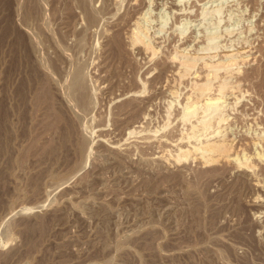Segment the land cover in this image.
<instances>
[{"label": "rangeland", "instance_id": "1", "mask_svg": "<svg viewBox=\"0 0 264 264\" xmlns=\"http://www.w3.org/2000/svg\"><path fill=\"white\" fill-rule=\"evenodd\" d=\"M230 48L217 77L174 58ZM224 81L230 118L203 130ZM263 155L264 0H0V264H264Z\"/></svg>", "mask_w": 264, "mask_h": 264}, {"label": "bare ground", "instance_id": "2", "mask_svg": "<svg viewBox=\"0 0 264 264\" xmlns=\"http://www.w3.org/2000/svg\"><path fill=\"white\" fill-rule=\"evenodd\" d=\"M215 11V10H214ZM218 11H219V9H218ZM92 13V12H91ZM94 13V12H93ZM90 16H91V14H90ZM89 16V17H90ZM93 16H94V14L92 15V17L91 18H93ZM147 18V17H146ZM136 23H138V22H136ZM147 29L146 28H144V24H142V23H138L137 24V27L135 28V30H134V32H132V39H133V43H137V44H140L145 50H147V51H149V52H151L152 50H153V44H151L152 42H150V38H149V35H148V33H147V31H146ZM215 32V31H214ZM214 32H211L212 34H207V36H208V42H210L209 44H211L212 45V48L214 49V48H216L219 44H216L218 41H217V39H219V37H218V35H219V33L216 35ZM210 33V32H209ZM214 33V34H213ZM208 42H207V44H208ZM219 43V42H218ZM139 45V46H140ZM153 45V46H152ZM141 47V48H142ZM202 47V46H201ZM204 47H206V46H204ZM204 47H202V48H204ZM208 47H210L209 45H208ZM207 47V48H208ZM211 48V49H212ZM217 48H219V46L217 47ZM155 49H156V47H155ZM153 50V52L154 51H156V50ZM204 49H206V48H204ZM208 49H210V48H208ZM207 49V50H208ZM151 50V51H150ZM196 50V49H195ZM187 51V50H186ZM205 51V50H204ZM247 51V50H246ZM245 51V52H246ZM178 52V51H177ZM245 52H241V51H233V50H231V48H230V50H225L224 52H223V55H222V59L220 60L219 58H218V61H215V60H213V56H210V58H208V60L207 59H205V56L203 55H200V54H188V53H185V52H179V53H177V54H175V56H174V58L178 61V63H180V65L182 66V68L185 70H183V72H185V74H187V73H189V72H191V70L193 69V67L197 64V63H199V62H201L202 64H203V66H204V68H206L207 70H208V72H209V75H211V76H214V77H217L218 76V71H220L222 68L225 70H230L231 68H234L233 66H235V64L237 63V61L239 60V59H241V58H244L243 57V55L244 54H242V53H245ZM247 53H248V51H247ZM246 55V54H245ZM207 56H208V54H207ZM216 56V55H215ZM209 57V56H208ZM221 57V56H220ZM249 57V56H248ZM247 58V57H246ZM243 60V59H242ZM247 59H245V61H246ZM239 62V61H238ZM198 65V64H197ZM200 65V64H199ZM239 67V66H238ZM195 68V67H194ZM196 69V68H195ZM222 69V70H223ZM240 69V68H239ZM204 70V69H203ZM225 70V71H226ZM233 70V69H232ZM189 71V72H188ZM187 72V73H186ZM208 72H207V74H208ZM162 73V72H161ZM233 73V72H232ZM197 74V73H196ZM229 74V73H228ZM73 75V74H72ZM235 75V74H234ZM208 77V76H207ZM212 79V78H211ZM211 79H210V77H209V79H207V81H205V82H202V83H199V82H195V88L198 90L197 92L199 93H201L199 96H204V94H206L207 92H209L210 90H211V88H212V81H211ZM213 80V79H212ZM215 80V79H214ZM229 80V79H228ZM231 82H229V84H230ZM193 84H194V82H193ZM73 85H74V82H73ZM219 86H218V93H219V95H217V96H214V95H211L210 93V95L211 96H208V94H207V97L205 98V101L204 100H202V101H204V104H203V114L202 115H199L200 113H198L199 112V109L201 110V104L199 103L198 104V102H193V101H188L187 103H186V105L185 106H183L184 107V112L182 113L183 114V120L185 119L186 121L187 120H190L191 121V117L193 118V117H195L196 115H199L198 117H199V119H196V120H198L197 122V124H199L200 125V127L203 129V130H209L210 129V127L212 126V124H213V120H214V118H217L216 120H217V124H221V123H226L228 120H229V118H230V116H228L227 115V113L225 112L226 110V106L228 105V103H227V105L224 103L226 100L224 99L223 100V97H225V95L224 94H226L225 92H227V91H225L227 88H229V86H228V84H227V81H224V82H222V83H220V84H218ZM196 91V90H195ZM212 91V90H211ZM196 93V92H195ZM192 95V94H191ZM202 96V97H203ZM202 97H201V99H202ZM205 97V96H204ZM191 98V97H190ZM199 99V98H198ZM204 99V98H203ZM188 100V99H187ZM194 100V99H193ZM199 102H200V100H198ZM216 122V121H215ZM193 125H191L192 126V131L190 132V133H188L187 135H186V138L190 141V139L191 138H196V137H198L197 136V134H196V131H195V129L196 128H198L197 127V124H194V123H192ZM198 125V126H199ZM213 126H214V124H213ZM212 126V127H213ZM216 126V125H215ZM221 126V125H220ZM211 127V128H212ZM85 130V129H84ZM201 130V129H200ZM195 131V132H194ZM213 131V130H212ZM198 132H199V130H198ZM202 132V131H201ZM209 132V131H208ZM218 132H220V130L218 131V129H217V133ZM206 133H207V131H206ZM205 133V134H206ZM214 132H212V134H213ZM216 133V132H215ZM184 134V133H183ZM262 134V133H261ZM185 135V134H184ZM200 135V134H199ZM204 135V134H203ZM207 137V136H206ZM260 137V136H259ZM201 137H199V138H197V139H200ZM256 139V138H255ZM86 140V139H85ZM195 140V139H194ZM82 141V140H81ZM86 142H87V140H86ZM197 142V141H196ZM228 142V141H227ZM190 143V142H189ZM231 144V143H230ZM258 144V143H257ZM189 146H190V144H189ZM231 146V145H230ZM230 146H229V144H227L225 141H223L222 139L221 140H210V139H207V141H199V143H195V144H192V147H193V149H192V152L193 151H195L197 154H200V155H202L201 157H204V159H205V161L207 160V161H210L211 162V160H213V161H215V159H218V158H225L226 157V159L227 158H229V157H231L233 154H230V150H231V148H230ZM233 148V147H232ZM180 155H178L179 156V159H181L183 156H190L189 154L191 153L190 152V150H185V149H183V148H181L180 149ZM245 153V152H244ZM261 153V152H260ZM263 154V153H262ZM259 155V154H258ZM239 156V155H238ZM238 156H236L234 159H237L238 161H239V163L240 164H246L247 166L249 165V164H247V163H250V161H248V158L246 159V158H244V159H242L243 161H241V157L239 158ZM243 157H245V155H243ZM262 157H264V155L262 156ZM230 159H232V158H230ZM250 160V159H249ZM209 163V162H208ZM238 163V164H239ZM245 165V166H246ZM250 166H251V164H250ZM250 166H248L249 168H250ZM253 166V165H252ZM251 169V168H250Z\"/></svg>", "mask_w": 264, "mask_h": 264}]
</instances>
